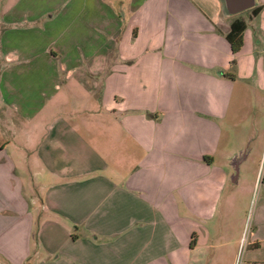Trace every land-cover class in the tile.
Returning a JSON list of instances; mask_svg holds the SVG:
<instances>
[{"label": "crops", "instance_id": "crops-1", "mask_svg": "<svg viewBox=\"0 0 264 264\" xmlns=\"http://www.w3.org/2000/svg\"><path fill=\"white\" fill-rule=\"evenodd\" d=\"M255 6L1 0L0 103L24 132L1 137L0 123V264H264V173L244 237L251 190L232 176L247 150L224 140L234 106L250 100L254 122L264 104ZM53 19L55 45L36 49ZM235 19L246 26L233 53Z\"/></svg>", "mask_w": 264, "mask_h": 264}, {"label": "rangeland", "instance_id": "rangeland-1", "mask_svg": "<svg viewBox=\"0 0 264 264\" xmlns=\"http://www.w3.org/2000/svg\"><path fill=\"white\" fill-rule=\"evenodd\" d=\"M1 2V0H0ZM243 13V12H242ZM238 13V14H242ZM38 24H34L35 28H38L39 30H46V22L49 21L45 17L38 19ZM55 20L53 19L51 27L53 30H48L44 32L42 35H40L41 32H38L37 35L33 34L32 37L34 38L33 41L36 45V49H39L40 47H43L47 45L48 43L49 46H54L55 45V36H54V30H55ZM20 36H16V43H19V38ZM53 41V42H51ZM39 55L42 54L40 50H36ZM27 74L30 76V71L32 70L31 68H26ZM54 70L52 67L48 68L46 77H52L54 76ZM53 74V75H52ZM17 85H13L14 88L19 91V92H24L28 93L30 96V93L33 95V93L37 90V84L35 82H27L26 84L22 83H16ZM50 84L48 85V87ZM2 91V90H1ZM48 93L51 92V88H48ZM251 101L248 99L243 100V105L240 106L236 110L234 106L233 110V115H231V120L227 123V131L225 132L224 135V140L226 141L228 137L231 135L232 140L230 142V145L232 148L241 146L243 147L242 149L247 150V157L246 160L243 163V167L246 166L248 171L251 173H248V180L247 178H244V169L239 165V176L238 179L239 183L242 185L241 189L243 190V193L249 192L251 190V198L248 202V208L246 211V214L244 213V220H243V236L247 237L250 234L251 230V213L253 206L256 201V197L258 194V189H259V184H260V177L262 176V173H264V104L260 107V113L257 114L256 120L253 121V113L250 111V106H251ZM9 110L4 107L0 103V123L5 126L6 129H9V132L6 130L4 132L5 137L8 138L10 136V139L14 137V133L17 132V137L18 139H23V132L24 128L22 129V124L16 120L13 116L10 115L8 112ZM238 115V116H236ZM9 117H12L14 119L13 122H11ZM34 127V125H31L30 130ZM29 130L30 135L35 132H31ZM39 133V132H38ZM38 138L37 132L35 133V137L33 136V141ZM225 147V146H223ZM237 149V148H236ZM242 155V154H241ZM241 155H239V158L241 159ZM238 158V160H240ZM234 159V158H233ZM242 167V168H241ZM253 171L257 172V179L253 180ZM242 172V173H241ZM26 173L23 175L24 183L25 184H31L32 182H37V179L32 177V174L29 171L23 172ZM256 181L254 184L253 182ZM238 182V181H237ZM249 182V183H248ZM250 184V186H249ZM253 191V192H252ZM243 198L241 200V206H244ZM243 246V245H242ZM241 246L239 255L237 258V262H240L243 258L244 254V249ZM245 248V247H244ZM238 264V263H237Z\"/></svg>", "mask_w": 264, "mask_h": 264}, {"label": "trees", "instance_id": "trees-1", "mask_svg": "<svg viewBox=\"0 0 264 264\" xmlns=\"http://www.w3.org/2000/svg\"><path fill=\"white\" fill-rule=\"evenodd\" d=\"M261 9V6H254L249 10L250 12V16L252 15H256ZM245 21L244 19H235L232 23H231V28L230 31L226 34V39L228 40L230 47H231V51L233 53L238 52L242 45H243V31L245 29ZM226 77H229L231 79L234 78V74L229 73V74H225ZM194 243V241H191V245Z\"/></svg>", "mask_w": 264, "mask_h": 264}, {"label": "water", "instance_id": "water-1", "mask_svg": "<svg viewBox=\"0 0 264 264\" xmlns=\"http://www.w3.org/2000/svg\"><path fill=\"white\" fill-rule=\"evenodd\" d=\"M224 3L227 12L231 15L238 14L255 6V0H224ZM234 160V175L232 176V180H235L239 173L237 159L234 158Z\"/></svg>", "mask_w": 264, "mask_h": 264}]
</instances>
